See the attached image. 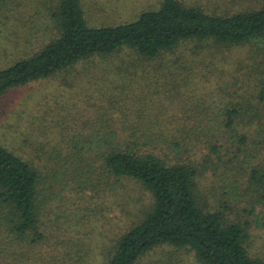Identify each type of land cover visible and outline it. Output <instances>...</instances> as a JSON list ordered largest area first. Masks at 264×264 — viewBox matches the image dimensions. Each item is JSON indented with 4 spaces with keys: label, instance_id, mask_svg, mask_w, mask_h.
I'll use <instances>...</instances> for the list:
<instances>
[{
    "label": "rangeland",
    "instance_id": "374dc122",
    "mask_svg": "<svg viewBox=\"0 0 264 264\" xmlns=\"http://www.w3.org/2000/svg\"><path fill=\"white\" fill-rule=\"evenodd\" d=\"M57 1L0 0V69L34 55L56 37L50 14ZM81 1L92 27L131 22L144 11L158 9L162 2ZM179 1L209 13L233 14L248 7H264V0ZM132 61H136L134 55L125 51L109 58H93L4 95L0 103V143L39 167L44 177L42 193L48 198L40 214L39 232L44 240L27 246L12 238L2 225L0 264L107 263L115 242L151 206V195L135 181L104 175L102 162L80 150L84 145L88 146L85 150L97 145L94 135L128 133L135 124L148 131L172 129L176 122L192 129L201 117L212 118L201 134L222 137L219 151L200 147L191 154L200 171L196 181L199 199L209 211L229 207L234 212L235 207L241 210L248 206L244 197L236 196L235 203L232 200L231 189H237L230 170L233 153L225 148L227 142L237 144L231 140L232 135L247 133L249 121L257 126L260 118L264 122V107L257 106L255 99L264 80V40L232 47L190 42L172 55L139 62V68L137 63L130 67ZM163 63L169 68L160 76ZM148 68L150 72L144 73ZM170 72L178 79L185 78L181 86L172 81ZM237 106L239 114L247 117H237L233 128L227 129L221 114ZM258 161L250 159L244 167ZM239 189V195H243ZM227 215L235 218V212L227 210ZM253 234L250 252L264 258V230L254 229ZM136 264L199 263L193 252L165 245Z\"/></svg>",
    "mask_w": 264,
    "mask_h": 264
},
{
    "label": "trees",
    "instance_id": "16d2710c",
    "mask_svg": "<svg viewBox=\"0 0 264 264\" xmlns=\"http://www.w3.org/2000/svg\"><path fill=\"white\" fill-rule=\"evenodd\" d=\"M52 6L50 17L56 37L34 55L0 69V103L11 89L54 77L80 62L109 58L122 51L132 53L136 61L129 66L137 63L139 68V62L172 55L190 42L232 47L264 40V7H248L233 14L209 13L179 0H162L158 9L144 11L131 22L92 27L81 0H58ZM161 67L160 76L167 73L169 66L163 63ZM148 70L143 69L144 73ZM170 74L180 86L185 81L184 77L178 79L173 72ZM255 99L257 106L264 107V80ZM224 112L221 122L227 129L233 128L237 117H247L239 114L238 106ZM211 120L201 117L192 129L176 122V126L171 125L173 130L158 131L138 129L135 124L128 133L94 135L97 145H89L87 150L88 146L82 147L80 151L102 162L104 175L135 181L151 195V206L115 242L106 264H136L153 249L165 245L193 252L199 264H264L263 257L250 252L253 230H264V122L260 118L257 126L249 121L247 133L232 135L231 140L237 144L227 142L225 148L233 153L229 161L233 165L232 183L237 189H231L232 200L235 203L236 196L244 197L248 205L241 210L235 207L232 219L227 215V210L234 213L231 208L209 211L197 194L200 171L192 151L205 147L217 153L222 139L201 134ZM250 159L259 161L244 167ZM43 178L39 167L0 143V229L6 225L10 236L27 246L44 240L39 232L41 210L48 198L42 193Z\"/></svg>",
    "mask_w": 264,
    "mask_h": 264
}]
</instances>
